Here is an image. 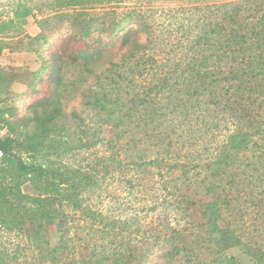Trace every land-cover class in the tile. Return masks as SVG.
<instances>
[{"label":"trees","instance_id":"1","mask_svg":"<svg viewBox=\"0 0 264 264\" xmlns=\"http://www.w3.org/2000/svg\"><path fill=\"white\" fill-rule=\"evenodd\" d=\"M114 1L121 0H9L0 34L22 30L30 16L42 15L37 22L43 26L53 18L49 11H79L69 21L74 33L41 60L46 74L37 97L20 116L1 112L14 122L0 137V228L21 234L53 262L63 245L44 246V235L56 231L64 239L67 209L97 218L84 195L98 185L99 172L139 179L163 173L164 187L176 196L169 217L156 226L165 242L162 264L179 257L186 264L232 262L225 251L248 246L243 237L251 234L238 225L247 213L243 202L254 201V192L258 205L264 202V169L239 164L258 150L264 160V0L188 6L165 0L173 7L149 13L138 6L129 17L139 33L124 29L115 12L95 18L87 12ZM173 9L181 15L174 17ZM160 10L166 13L156 17ZM17 41L0 35V55ZM76 70L94 78L97 90L87 100L88 116H96L89 121L91 137L78 127L74 145L57 124L72 94L67 77ZM6 74L0 68V78ZM84 146L94 148L89 160H64ZM193 172L201 186L191 181ZM130 249L131 255L138 250ZM255 251L248 252L263 264ZM5 256L0 247V264H8ZM144 256L123 254L120 262L145 264Z\"/></svg>","mask_w":264,"mask_h":264},{"label":"rangeland","instance_id":"2","mask_svg":"<svg viewBox=\"0 0 264 264\" xmlns=\"http://www.w3.org/2000/svg\"><path fill=\"white\" fill-rule=\"evenodd\" d=\"M165 0H121L114 1L110 4H99L88 9L89 15L99 17L104 12H115L118 20L122 22L125 29L130 26L134 32H140L141 27L137 20L129 17L133 8L142 6L144 11L149 13L151 8L173 7L165 4ZM183 5L188 6L191 3L201 2L203 0H177ZM186 1V2H185ZM171 0L168 3H175ZM189 3V4H185ZM10 10L9 0H0V23L7 19ZM166 10L162 13H166ZM79 9H62L59 11H49L45 15L53 16L47 20L43 26L38 24L43 16L37 14L30 16L27 23L23 25L19 31H5L0 34L4 37H14L15 41L11 47L5 48L0 55V68L7 74L0 78V123L3 128L10 121L14 122V117L7 114L1 115L2 111L13 109L15 117L24 113L26 106L32 99L36 98L40 93V87L45 80L46 68L42 69L40 63L42 58L52 49L58 48L64 41L65 36L73 34L69 28V21L74 16L73 13ZM179 11H183L180 9ZM157 11L155 16L160 13ZM171 14L181 15L175 9ZM44 15V16H45ZM99 29L96 25L95 30ZM44 33V39L40 33ZM30 43L32 45H30ZM67 82L71 90V98L68 106L64 110L62 117L58 121V127L62 132L66 133L74 140V145L80 143L79 135L75 136L78 127L86 130L91 137L90 124L91 117L88 116L89 106L87 100L92 97L95 86V79L91 76L81 74L79 71H72L67 77ZM75 109L79 117H75L71 110ZM90 115V113H89ZM19 130L16 129L13 135H18ZM6 133V129H5ZM3 134L1 137H4ZM82 139H90L85 135H81ZM76 143V144H75ZM79 147L64 160L66 162L75 163L77 159L87 161L92 157V148ZM258 150L255 156L248 154L243 157L239 164L249 167L251 170H263L264 160ZM191 181L201 186L202 177L198 172L191 173ZM98 185L85 193L84 201L93 209L97 218L86 217L80 212L70 209L68 211V226L66 228V236L64 239L60 232L49 231L44 235V239L49 244L44 246L50 247L60 246L63 249L58 253L56 259L51 260L50 255L46 252H38L33 245L26 241L21 234L15 232L6 233L0 228V247L5 249V259L8 264H121L120 257L125 254L127 256H138L145 253V264H162L164 262L161 256V247L165 245L164 236L159 229L158 222L162 218H168V213L174 209L171 206L170 199L172 194L170 189H166L164 185H168L167 176L155 173L147 179H139L133 173L124 175H111L103 171L98 173ZM27 191V189H25ZM31 191V190H28ZM253 200L246 203L247 213L242 214L241 222L238 223L241 230L251 233L244 236L243 240L248 246H238L225 251V257H232V262L226 264H260L248 251H255L256 255H260L264 264V202L258 205V194L253 193ZM249 204V207L248 205ZM189 211V210H188ZM98 215H101L98 218ZM167 215V216H166ZM175 215H183L177 212ZM235 227L236 224H234ZM161 227V226H160ZM136 248L137 251L131 255V249ZM139 251V252H138ZM205 257L206 255L203 254ZM234 262V263H233ZM171 264H186L182 257L177 258Z\"/></svg>","mask_w":264,"mask_h":264},{"label":"built area","instance_id":"3","mask_svg":"<svg viewBox=\"0 0 264 264\" xmlns=\"http://www.w3.org/2000/svg\"><path fill=\"white\" fill-rule=\"evenodd\" d=\"M5 134V128L2 127L1 123H0V137ZM1 154V153H0Z\"/></svg>","mask_w":264,"mask_h":264}]
</instances>
